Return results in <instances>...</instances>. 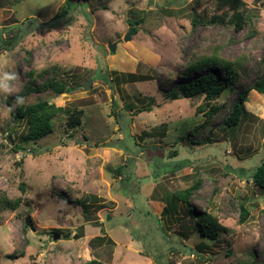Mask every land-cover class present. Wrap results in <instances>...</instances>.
Here are the masks:
<instances>
[{"label":"rangeland","instance_id":"rangeland-1","mask_svg":"<svg viewBox=\"0 0 264 264\" xmlns=\"http://www.w3.org/2000/svg\"><path fill=\"white\" fill-rule=\"evenodd\" d=\"M72 1L55 26L49 21L67 0H0V196L21 199L15 210L0 205V264H157L164 234L179 244L170 264L263 261L264 189L249 177L264 158V94L249 92L235 127L222 121L238 92L264 73V0H243L242 29L192 24L193 8L208 19L217 0ZM132 21L138 30L125 41ZM215 46L225 58L245 56L247 71L217 100L224 111L191 135L206 119L203 98L168 94L194 77L183 76L190 61ZM130 72L149 78L132 82ZM53 77L73 91L43 89ZM30 83L40 91H29ZM43 99L82 110L81 124L59 115L52 133L27 141L28 125L12 110ZM163 165L171 169L156 177ZM197 182L192 205L176 207L169 196ZM242 205L250 212L244 223ZM190 208L229 231L210 239Z\"/></svg>","mask_w":264,"mask_h":264},{"label":"trees","instance_id":"trees-1","mask_svg":"<svg viewBox=\"0 0 264 264\" xmlns=\"http://www.w3.org/2000/svg\"><path fill=\"white\" fill-rule=\"evenodd\" d=\"M67 5H63L58 14L49 22H52V25L58 26L64 24L62 18H65L71 11V9L76 6V3H73L72 0H67ZM244 4L243 0H217V9L211 17L208 19L202 18V15L197 13V10L193 8V18L192 24L198 25L202 24H219L224 26H235L236 29H242L247 25V19L242 9ZM139 21H132V26L135 28V32L138 30L137 25ZM14 40H9L5 46L10 48L14 45ZM220 46H215L213 51L210 54H200L195 59L190 61L186 69L183 71V76L191 77L194 76L189 81L180 84L179 86L172 89L169 95L171 100L181 99V98H203V106L199 108L201 113H204L205 122L198 125L194 129L190 130V134L198 132V130L206 125H211L212 120L215 116L221 114L224 109L227 107L226 103H218L217 100L223 95V93L229 88L234 87L239 84L240 77L246 74V69L244 68V63L246 60L245 56H240L236 59H230L223 57L219 52ZM105 79H109L108 70L105 69L104 73H100ZM128 78L130 81H140L147 80L148 75L141 73L130 72L128 73ZM42 84L43 89H52L56 95L63 93L72 92V88L67 87L66 84L61 83L55 77L46 79ZM41 87L30 83L28 85V90H37L40 91ZM251 90H256L257 92L264 94V73H259L255 79L253 86H247L243 88L238 95L230 108L229 112L226 114L225 119L222 121V124L226 127H235L238 125L244 114L247 112L244 103L248 100L249 92ZM145 110V109H141ZM140 110V111H141ZM140 112L139 110H137ZM137 112V113H138ZM70 115L71 120L69 125L71 127H77L81 124L82 110L76 109H67L64 106H58L55 103H51L48 99L38 100L33 103L17 105L12 110V115L15 120L26 121L28 131L25 134V139L27 141H36L54 131L55 123L54 120L59 115ZM210 139V138H209ZM194 142V141H193ZM13 150L21 151L22 147L15 143L13 145ZM161 149V145L156 147ZM178 151L175 150L172 152L170 157L176 156ZM156 155V154H155ZM159 155V154H158ZM162 154L158 156L157 161L159 162ZM160 158V159H159ZM176 167H180L175 163ZM164 166V167H163ZM160 169L155 171L156 177L159 174H164V172L169 171L167 165H163ZM174 166V167H175ZM125 167V166H123ZM123 167H120L118 170L121 171ZM173 167V168H174ZM250 180L253 181L258 187L264 189V158L261 163L255 167L253 173L250 175ZM200 182L180 190L176 191L171 197V200L174 202V205L177 207V202L181 201L184 204L192 205V196L200 188ZM21 199L11 200L7 196H0V205L4 209L15 210L20 206ZM188 214L192 219L198 218V228L205 236H208L210 239L218 240L222 232H228L229 229L222 225L219 219L212 215L211 213H204L198 217H195L192 208L189 209ZM249 209L242 205L241 216L239 218L240 223H244L249 217ZM164 232L163 226H160ZM159 233V232H158ZM165 233V232H164ZM161 236L162 239L167 240L166 251L161 254V250L154 253V257L157 259V264H170L168 263V254L172 250H176V247H179V244L176 242L171 244V239L167 234ZM155 238V241H157ZM160 241V240H159ZM182 249L188 254H192V248L188 247L186 244H182ZM196 254V251H193ZM87 264H104L101 261L96 259L90 260ZM250 264H264L263 261L253 260Z\"/></svg>","mask_w":264,"mask_h":264},{"label":"water","instance_id":"water-1","mask_svg":"<svg viewBox=\"0 0 264 264\" xmlns=\"http://www.w3.org/2000/svg\"><path fill=\"white\" fill-rule=\"evenodd\" d=\"M134 31H135V28H131V29L128 31V33L126 34L124 40H125V41L130 40L132 34L134 33ZM109 48H110L111 51L115 52V50H116V43H111V44L109 45ZM86 85H87V84H86ZM81 140H83V139H81ZM26 223H27L30 227H33V221H32V219H31V217H27V218H26ZM59 236H60V235H59L58 233H56V234H55V239H58Z\"/></svg>","mask_w":264,"mask_h":264}]
</instances>
